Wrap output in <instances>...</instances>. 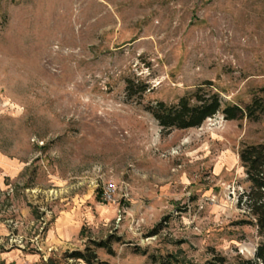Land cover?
I'll list each match as a JSON object with an SVG mask.
<instances>
[{"label":"rangeland","instance_id":"1","mask_svg":"<svg viewBox=\"0 0 264 264\" xmlns=\"http://www.w3.org/2000/svg\"><path fill=\"white\" fill-rule=\"evenodd\" d=\"M198 87L264 102V0H0V264H79L108 237L109 264L252 259L238 153L264 112L163 131L146 109Z\"/></svg>","mask_w":264,"mask_h":264},{"label":"trees","instance_id":"2","mask_svg":"<svg viewBox=\"0 0 264 264\" xmlns=\"http://www.w3.org/2000/svg\"><path fill=\"white\" fill-rule=\"evenodd\" d=\"M145 90L142 87L139 92L144 93ZM222 106L217 93L205 92L202 87H198L193 93L180 97L175 104L157 101L146 109L163 131L198 128L218 113L227 121L243 118L255 121L264 112V102L259 99H254L245 108L237 105ZM238 157L250 184L249 192L241 195L238 203L245 205L248 215L253 219L248 223L256 226L261 241L252 259L239 258L234 263H228L225 258L214 256L207 264H264V145H245L239 150ZM112 240V237L99 242L90 240L83 251L76 250L65 257L79 264H109L99 261L94 249H104L111 255ZM161 264H169V259Z\"/></svg>","mask_w":264,"mask_h":264},{"label":"crops","instance_id":"3","mask_svg":"<svg viewBox=\"0 0 264 264\" xmlns=\"http://www.w3.org/2000/svg\"><path fill=\"white\" fill-rule=\"evenodd\" d=\"M69 219V218H67ZM64 218V220H67ZM68 221V220H67ZM75 221L72 219L71 222H61L59 221V224H56L53 228V230L58 234V238H54L57 240L58 243H62V241H67L71 238L72 234L75 233L77 230H79V224L74 223ZM62 239V240H61Z\"/></svg>","mask_w":264,"mask_h":264},{"label":"built area","instance_id":"4","mask_svg":"<svg viewBox=\"0 0 264 264\" xmlns=\"http://www.w3.org/2000/svg\"><path fill=\"white\" fill-rule=\"evenodd\" d=\"M115 197H116V187L115 184L112 182H107L101 193V198L103 202L106 203H114L115 202Z\"/></svg>","mask_w":264,"mask_h":264}]
</instances>
